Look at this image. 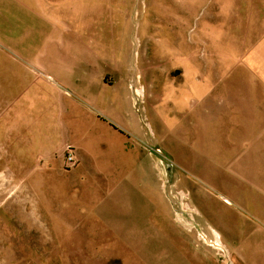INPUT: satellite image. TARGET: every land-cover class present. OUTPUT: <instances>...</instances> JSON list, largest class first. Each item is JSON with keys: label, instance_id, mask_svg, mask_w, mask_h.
<instances>
[{"label": "rangeland", "instance_id": "obj_1", "mask_svg": "<svg viewBox=\"0 0 264 264\" xmlns=\"http://www.w3.org/2000/svg\"><path fill=\"white\" fill-rule=\"evenodd\" d=\"M31 1L0 10V264H240L218 212L264 229V0ZM11 34L91 51L90 88L27 91Z\"/></svg>", "mask_w": 264, "mask_h": 264}, {"label": "crops", "instance_id": "obj_2", "mask_svg": "<svg viewBox=\"0 0 264 264\" xmlns=\"http://www.w3.org/2000/svg\"><path fill=\"white\" fill-rule=\"evenodd\" d=\"M15 2L21 3L25 10H41L40 12L42 15L50 18V15H45L43 10L44 7L50 8V5L44 4V2H42L41 4L43 5L35 6L36 3L31 0H9L7 7H4L3 5L1 6L0 4L1 15H3V10L6 8L9 10V16L12 17V4ZM16 12L20 13L17 10ZM11 19L12 22H15L13 17ZM22 20L23 18L19 17L18 15L16 20L18 21V25L28 23L27 21L23 22ZM31 32L32 31L29 33ZM12 40L11 53L17 59L14 67L16 68V71L22 75L20 78L18 77V81L22 84V86L24 85L27 88V91L44 94L47 92L42 91L47 90L50 92L49 94L53 98L57 99L58 97L62 99L63 94L61 91L63 88L66 90L69 89L71 91L74 90L76 92V89L79 87V83L81 86L90 88L91 78H89L90 76L86 74V71L89 66H98L100 61L98 60L97 56L88 49L54 50L46 46L43 50L34 55L32 49H27L25 53L20 52V46L16 44L13 35ZM39 74H43V76ZM142 94H144V91ZM66 100L71 104V108L73 110L79 109L74 101L76 100L74 97H69ZM63 124L68 128L75 125V122L74 120L68 119L66 121L64 120ZM63 124L62 120H59L56 125L63 126ZM68 148H70L74 153V157L77 160L75 164L77 165L78 159L75 155L76 149L74 145L66 144L64 148L65 153H67ZM65 164L67 165L66 162ZM209 177L210 181L214 183L212 174H210ZM230 202V199L224 198V202L219 205L218 213L219 224L221 227L220 230H217L219 235V243L225 245L232 244L236 248L242 246L241 253H243L245 257L240 264H264V229L257 225H253L250 221L245 219L236 208L228 205ZM223 206L225 208H231L233 212H235V215L228 214L227 210L223 211ZM240 224L242 226L241 235H239V232H241L239 231Z\"/></svg>", "mask_w": 264, "mask_h": 264}, {"label": "built area", "instance_id": "obj_3", "mask_svg": "<svg viewBox=\"0 0 264 264\" xmlns=\"http://www.w3.org/2000/svg\"><path fill=\"white\" fill-rule=\"evenodd\" d=\"M66 163L70 165H73L75 163L74 153L70 148H68L66 153Z\"/></svg>", "mask_w": 264, "mask_h": 264}]
</instances>
